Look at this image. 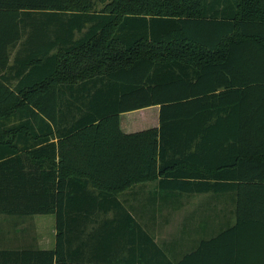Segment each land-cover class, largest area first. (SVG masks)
Returning <instances> with one entry per match:
<instances>
[{
	"label": "trees",
	"instance_id": "1",
	"mask_svg": "<svg viewBox=\"0 0 264 264\" xmlns=\"http://www.w3.org/2000/svg\"><path fill=\"white\" fill-rule=\"evenodd\" d=\"M262 93L264 0H0V215L57 219L55 250L0 264H84L68 226L111 205L85 179L103 195L144 176L234 202L226 229L177 264H264ZM152 106L159 128L120 130L122 113Z\"/></svg>",
	"mask_w": 264,
	"mask_h": 264
},
{
	"label": "crops",
	"instance_id": "2",
	"mask_svg": "<svg viewBox=\"0 0 264 264\" xmlns=\"http://www.w3.org/2000/svg\"><path fill=\"white\" fill-rule=\"evenodd\" d=\"M19 45L17 46L18 48H20ZM14 58L15 56L11 54V64ZM67 97L69 98V95ZM159 127L160 106H152L120 115V130L126 135H133ZM137 170L134 166L127 167L123 175L132 174L137 172ZM69 175L73 174L69 173ZM85 181L84 186L86 187L88 198L107 201V203L110 201L109 204L111 205H108L109 208L107 209L96 208L84 211V213L95 214L84 220L83 217L79 216L80 222L77 224L74 222L68 226L71 240L63 246L68 250V254H73L71 258L76 260V262L84 264H156L158 258H165L166 262L177 264L185 255L196 251L202 243L201 241L192 251L174 260L176 249L171 247V241L166 242L167 245L169 243L168 248L171 250L169 255V253L164 252L159 247L157 240L152 235V230L157 224L154 223L155 218L150 214L151 218L148 219V223L143 224L142 217L149 213L141 212L150 210L151 205L146 203L160 202V205L163 206L161 208L173 211L181 206L183 200H188L190 197L211 195L216 199V194H187L178 191H163L158 187L159 180L144 176L130 181L122 189H103L106 194L111 195L108 196L106 194L100 195V189H97L87 179ZM215 206L216 203L214 204ZM156 208L160 207L157 206ZM70 213L82 212L74 210L70 211ZM5 218L12 223L9 225L10 228L7 227L6 229V234H12V239L6 238L4 239L5 241H0V252L17 253L25 250L50 251L56 249L57 219L55 215L6 216ZM23 221H34L36 222V227H29V232L26 233L27 228L24 226L19 228L17 226L18 223ZM43 223H46L47 226L43 225ZM214 223H216V216H214ZM214 226L216 227V224ZM142 230L153 238L154 244L163 251L164 257L157 253V249L151 243L141 241ZM211 232L215 233L213 230ZM15 234H18L20 240H17L16 237L14 238L13 235ZM45 236L47 237L46 241L44 239ZM214 237H216V234L207 240Z\"/></svg>",
	"mask_w": 264,
	"mask_h": 264
},
{
	"label": "rangeland",
	"instance_id": "3",
	"mask_svg": "<svg viewBox=\"0 0 264 264\" xmlns=\"http://www.w3.org/2000/svg\"><path fill=\"white\" fill-rule=\"evenodd\" d=\"M190 1L192 3L195 2V0ZM175 3L180 4L181 2L176 1ZM104 8L105 6L103 4H96L97 11H102ZM82 35L83 34H77L76 37L80 38ZM18 50V47L13 50V56H15ZM215 203L216 206L214 207ZM146 204L151 205V208L147 210V212H141L149 213L142 217V223H148V219L151 218V216L155 218L154 223L157 224H155V228L152 230V235L157 240L159 247L163 249L164 252L169 253V255L171 250L168 248L169 243L167 245L166 242L171 241V247L176 249L174 260L192 251L201 241L207 240L221 230L226 229L227 224L232 222L234 210V202L231 195H216V199L211 195L190 197L188 200H183L181 206L173 211L161 208L163 206L160 205V202ZM152 205H154V207H152ZM157 206L160 208H156ZM150 214L151 216H149ZM214 216H216V223H214ZM5 217L6 215H0V241H5L4 239L6 238L12 239V234H6L7 227L10 228L9 225L12 223ZM24 222L25 221L18 223L17 226H19V228L22 226L27 228L25 231L26 233L29 232V227H36V222L34 221ZM215 224L216 227L214 226ZM43 225L47 226L46 223H43ZM211 230L215 233L213 234ZM13 236L14 238L16 237L17 240H20L18 234ZM25 239L27 238L25 237ZM44 239L46 241L47 237L45 236Z\"/></svg>",
	"mask_w": 264,
	"mask_h": 264
}]
</instances>
